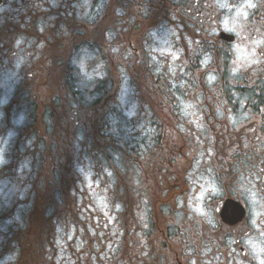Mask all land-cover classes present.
Listing matches in <instances>:
<instances>
[{
	"label": "flooded vegetation",
	"instance_id": "obj_1",
	"mask_svg": "<svg viewBox=\"0 0 264 264\" xmlns=\"http://www.w3.org/2000/svg\"><path fill=\"white\" fill-rule=\"evenodd\" d=\"M0 87V264H264V0H0Z\"/></svg>",
	"mask_w": 264,
	"mask_h": 264
},
{
	"label": "rangeland",
	"instance_id": "obj_2",
	"mask_svg": "<svg viewBox=\"0 0 264 264\" xmlns=\"http://www.w3.org/2000/svg\"><path fill=\"white\" fill-rule=\"evenodd\" d=\"M102 31H103V27H102ZM155 35H157V33ZM100 38H101V36H100V34H98V41H100ZM102 43L106 44L104 41H102ZM98 49L100 51V57H104L103 62L105 63V67L107 69H109V72H110V75L104 77L102 74L99 73V69H98V78L100 79V81L105 83V86L102 89H98V100L100 99L98 102L99 103L98 114L100 112L102 114L103 112L107 111L108 108L110 107L106 103H100V101H103V98L106 97V90H107L106 88H108V86L110 84H112L113 89L111 90V93L117 91V90H114V88H115L114 80L116 78L114 76V71H116L115 68L119 67V63L121 60L118 57H114L113 54H112L113 56H111L110 58H105L106 57V55H105L106 47L102 46L101 43L98 45ZM107 52H110V49H107ZM82 62L87 63L88 60L85 61V58H84ZM98 62H100V61L98 60ZM121 63H122V61H121ZM53 71L57 75H60V69L57 68L55 65L53 66ZM111 81H112V83H111ZM46 83L48 85H51L49 81H46ZM56 88H58V87L55 86L52 88L51 86L50 87L48 86V88L44 87V90L41 91V95H43V97L46 98V99L43 98V101H41V104L42 105H48L49 109H50L51 105L54 106L53 102L49 101L50 97L57 98V100L59 102L58 107L62 104L68 103V101H69V99L66 97V94L64 93V91L61 90V88H58V89H56ZM117 88H118V86H116V89ZM52 92H53V95L50 96L52 94ZM117 97H119L120 100H117ZM117 97H115V100H112V98H110L109 102L116 105L115 101H120L121 103L118 104L117 107L121 110V112L124 115H130L131 108L129 107V104L131 102V99H130V94H129V88H128V85H127L125 78L122 80L120 88H118ZM45 102H46V104H45ZM58 107H57V109H58ZM38 114L39 113H37V116H39ZM73 124H74V122H71L70 126L68 127V128H70L69 141H72V139H74L75 142H78L80 144V141L83 138V134L81 132L82 123H80L78 129L75 128L73 126ZM34 125L39 130V132H42L46 127L48 128L49 135H51V138L50 137L48 138L46 145L49 146V149H50L52 156H54V157L59 156L58 150L60 151L61 149L59 146H57V143H61V140L63 137L62 130L59 127L55 126V123L51 122L49 120V118L45 119L44 124H43V122L39 121L38 123H34ZM31 127H33V126H30V128ZM74 129H77V132L75 134H73ZM29 130H31V129L25 130L24 135L28 134ZM39 132H37L36 135H39ZM74 141H72V142H74ZM102 141H104V139L102 137L98 136V143H101ZM52 143H53V145H52ZM0 150L2 151L1 152V154H2L3 150L2 149H0ZM42 154L46 158V162H47L48 154L44 150L42 151Z\"/></svg>",
	"mask_w": 264,
	"mask_h": 264
}]
</instances>
